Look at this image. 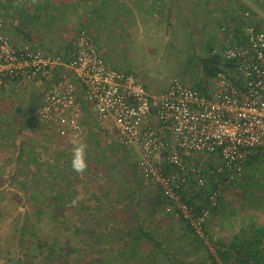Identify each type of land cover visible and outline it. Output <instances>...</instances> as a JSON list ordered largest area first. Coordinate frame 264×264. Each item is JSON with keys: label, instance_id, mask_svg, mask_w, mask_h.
<instances>
[{"label": "rangeland", "instance_id": "obj_1", "mask_svg": "<svg viewBox=\"0 0 264 264\" xmlns=\"http://www.w3.org/2000/svg\"><path fill=\"white\" fill-rule=\"evenodd\" d=\"M118 1L123 6V29L117 27L112 34L115 43L110 45V54L102 53L110 64L132 73L150 93L164 91L175 77L192 84L199 74L196 65L205 46L212 40L216 44L217 36H222V27L224 36L231 31V17L236 9L239 17L249 12V21L264 28V0ZM42 3L44 10L40 7ZM115 3L116 0H30L26 7L11 8L12 37L64 55L81 19L91 14L89 9L102 5L101 8L113 14ZM44 11L55 18L45 20ZM36 14L40 17L34 19ZM114 15H107L111 24H115ZM11 92L9 95L0 88V264H43L41 252L44 249L38 248L37 240H45L47 244L56 241L55 248L71 245L79 251L75 253L64 246L72 258L91 255L92 250L82 245L83 240L73 230L84 220L90 223V217L80 208L77 213L74 206L80 199L86 201V206L97 197L101 198V204L105 202L104 197L112 199L113 203L118 197L124 199L128 191L123 180L134 176L139 181L138 171L130 166L133 162L130 156L136 159L137 150L122 151L93 124L85 125L82 137L76 139L62 141L51 136L39 125L36 102L33 105L35 99L31 98L32 94H37L34 86ZM19 108L27 113H18ZM80 142L88 145L89 167L83 175L71 168L72 146ZM146 182L142 179V184ZM127 183L130 185L132 181L127 180ZM63 189L67 193L63 203L68 209L66 216L60 207L50 205L54 192ZM218 197L216 208L206 221L208 234L202 242L213 254L214 242L229 240L242 224L255 221L264 225V159L246 167L241 179L225 187ZM37 208L45 214L37 215ZM172 220L174 226L165 217L161 226L153 230L165 236L167 228L172 227L169 239L179 241L177 237L182 233L177 229V220ZM30 231L39 238L32 237ZM180 243L181 249L179 246L169 252L187 260L183 254L193 252L191 240L183 237ZM101 254L106 259L117 255L106 250ZM80 262L85 264L83 260ZM120 264L125 263L121 260ZM161 264L171 263L164 258Z\"/></svg>", "mask_w": 264, "mask_h": 264}, {"label": "built area", "instance_id": "obj_2", "mask_svg": "<svg viewBox=\"0 0 264 264\" xmlns=\"http://www.w3.org/2000/svg\"><path fill=\"white\" fill-rule=\"evenodd\" d=\"M26 1L0 0V88L18 90L29 83L41 88L39 123L62 141L82 137L90 123L116 144L136 149L142 176L173 200L167 211L191 217L177 192L188 179L202 184L208 167L205 161L188 165L180 152L190 157L207 153L214 166L208 172L226 180L242 175L249 156L264 153V29L248 22V12L240 38L233 37L234 28L225 36L220 30L212 53L231 68L217 74L210 91L202 94L175 77L164 91L150 93L132 73L108 63L85 29L75 36L68 60L30 42H14L5 8ZM163 162L180 172L162 173ZM215 196L209 198L211 207ZM209 210L192 219L198 237H203Z\"/></svg>", "mask_w": 264, "mask_h": 264}, {"label": "trees", "instance_id": "obj_3", "mask_svg": "<svg viewBox=\"0 0 264 264\" xmlns=\"http://www.w3.org/2000/svg\"><path fill=\"white\" fill-rule=\"evenodd\" d=\"M29 1L30 0H27L23 5H18V7H26L27 2ZM43 4L44 3L40 5L42 10H44L45 6ZM35 5L39 7L38 3ZM240 7L241 9L247 8L246 6ZM235 11L236 13H232L231 25H233L234 28L233 37L238 39L241 36V28L246 21H243L242 17L237 15V9ZM43 14L45 15V20L55 18V16L50 17L48 11H44ZM33 17L35 19V17L38 18L40 15L36 14L33 15ZM249 18L248 22L252 23L249 21ZM255 26L256 28L258 27L257 29H264L257 25ZM81 29L76 30L73 36L74 38ZM28 38L31 39L30 35H28ZM14 42L30 41L15 39ZM237 42V40L232 41L233 44ZM30 43L37 46V44H33V42ZM73 43L74 39H72L69 44L67 43L69 50H66L64 55H61L56 51H45L63 56L68 60L71 58V54L74 51ZM214 46L215 43L213 40L208 42L205 46L203 53L198 58V65H196V71H198L199 74L196 77L197 79L191 84L195 90L202 94L207 93L213 88V80L217 74L225 72L226 69L231 68V65L228 62L223 61L220 55L212 53ZM38 47L44 50L41 45H38ZM27 86H34L36 89L37 94H32L31 98L34 97L35 101L33 102V105L36 102L35 106H37L41 101V88L36 87L33 83H29ZM27 86L18 89V91L26 90L28 88ZM4 89L9 95H12L11 90L15 91L14 88H3V90ZM16 110L18 113H27L21 108ZM39 125L41 126L40 123ZM50 135L53 136L52 134ZM115 146H119L122 151L133 148L122 147L116 143ZM111 147L112 146H110V148ZM180 155L181 158L185 159L188 165L191 160H195L199 163L205 161L208 165V167L202 171V177H204V182L202 184L198 183L197 178L188 179V185L181 184V188H185L180 189L177 192V200L186 204L190 208L191 217L184 218L183 214L177 209H174L173 212L166 211L168 205H173V200L164 195L159 185L145 180L138 170L137 161L139 154L137 152L136 159L134 155L130 156L133 160L130 166L133 167L136 173L138 171L137 175L139 181H137L134 176L123 180L126 190L128 191L124 199L121 200V198L118 197L113 203L112 199L104 197L105 202L101 204V198L99 199L97 197L93 202H88L87 206L85 205L86 201L80 199L74 206L77 213L80 212L78 210L80 208L86 210L90 217V223L89 221L84 220L81 226H76V229L73 227V230L78 236H80V239L83 240L82 245H84L85 248L92 250L91 255L85 256L80 254L79 259L78 257L72 258V254L70 251L66 250L67 248L64 246L69 247L71 251L75 253H79V251L75 250L71 245H61L55 248L57 245L56 241H50L49 244H47L45 240H37L38 248L44 249L41 252L44 261L43 264H46L45 260L52 262L53 264H82L80 260L85 261V264H120L121 260L125 264H148L149 262L152 264H161V260L164 258H166L171 264H264V225L258 222L253 221L247 224H242L229 240L215 241L214 254L209 252L207 247L202 243L208 234L206 231V221L213 209L216 208L219 194L225 190V187L234 184L238 179L240 180L242 175L240 177L226 180L222 174L216 176L215 173H209L210 170L214 169V166L207 153L200 154L197 157L186 156L182 152H180ZM263 159L264 153L258 150L254 155L247 158L244 164V169L250 166L253 162H262ZM159 167L162 173H166L168 170L176 173L180 172L175 165L167 162L160 163ZM142 179L149 183L146 182L145 185L142 184ZM127 180L132 181V184L129 185ZM120 182L123 184L122 180ZM121 189H119L118 192H120ZM63 191L64 189L54 192L51 197L50 205L60 207L63 215L66 216L68 213H66V211H68V209L63 203H65L64 198H66L67 193ZM214 192L216 193V205L211 207L209 198ZM73 195L74 193L71 192L70 196L72 197ZM206 207L210 209L209 215L201 225L203 228V237H200L199 240L196 228L191 222L192 219L197 218L201 214V211ZM35 213L37 215L45 214L41 208H37ZM165 217L170 219V224L173 226L175 223H171V221H173L172 218L177 220L176 224L179 226L177 229L182 233L177 237L179 241L176 239H169L168 234L170 231H173L171 229L172 227L167 228L165 236H161L163 235L162 232L157 234L155 232L156 230H153L157 226H161L160 224L163 223H161V220L165 219ZM63 220H65V218H63ZM28 233L36 239L39 238H37V235L31 231ZM183 237L190 239L191 247L194 248L192 253L188 251L185 255L183 254L187 260L178 258L174 253L169 252L171 248L175 249L180 246L181 249L183 247L181 243L179 244ZM103 250L108 252L113 251L114 253H117V255L112 259H106L101 254ZM198 260H200V262H197ZM26 264H31V262H26Z\"/></svg>", "mask_w": 264, "mask_h": 264}, {"label": "crops", "instance_id": "obj_4", "mask_svg": "<svg viewBox=\"0 0 264 264\" xmlns=\"http://www.w3.org/2000/svg\"><path fill=\"white\" fill-rule=\"evenodd\" d=\"M100 2L101 1H98V3H100ZM12 7L13 6L8 5L5 8L6 9V29L9 33L10 38L14 41L15 38L12 37V32H11L12 24H11V20H10ZM16 7H18V6H16ZM101 7H102V5H98V6H94L93 8H90L89 11L91 12V14H88V16H84V18L81 19L79 29H81V28L85 29L89 33L91 38L93 39L94 43L97 46V49L100 47L101 53H102V51H105L106 55H107V53L110 54V51H109V50H111V49H109V48H111L110 45L115 43V41L112 39L114 37L112 34L114 33V31H117V29H118L117 27H120L123 29V26H122L123 22H121L124 19V16L122 15L123 6H122L121 1L116 0V3H115L116 10H115V12H113V14H111V12L110 13L107 12V10H105ZM107 15L108 16L114 15L115 24H111L110 22H108V19H107L108 16ZM219 36H217V38ZM115 37H118V36L115 35ZM73 39H74V37H73ZM102 55L107 60L108 57H106L103 53H102ZM85 125H88V124H85Z\"/></svg>", "mask_w": 264, "mask_h": 264}, {"label": "clouds", "instance_id": "obj_5", "mask_svg": "<svg viewBox=\"0 0 264 264\" xmlns=\"http://www.w3.org/2000/svg\"><path fill=\"white\" fill-rule=\"evenodd\" d=\"M87 154L88 145L86 143L80 142L72 146L71 168L75 173L83 175L88 170Z\"/></svg>", "mask_w": 264, "mask_h": 264}]
</instances>
